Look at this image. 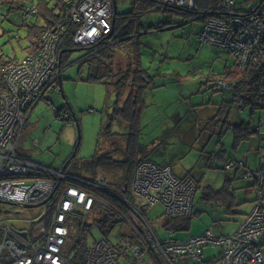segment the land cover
Instances as JSON below:
<instances>
[{
  "label": "rangeland",
  "instance_id": "374dc122",
  "mask_svg": "<svg viewBox=\"0 0 264 264\" xmlns=\"http://www.w3.org/2000/svg\"><path fill=\"white\" fill-rule=\"evenodd\" d=\"M145 1V5H139ZM236 1L246 2L244 8L249 9L259 0ZM36 2L37 0H0V61L19 60L25 56L28 42L25 38L26 28L21 25L23 22L34 20V17L26 18L24 21L23 8H25L24 4H36ZM11 6L15 8L11 10ZM116 8L117 19L120 18V14L129 11L146 10V14L138 20L139 29L132 27L131 35L140 41L141 64L151 75H154L151 78L152 82L157 85L165 82L162 86L145 90V106L140 115L139 141L153 151L150 158L154 162L158 164L168 162L174 175L184 177L190 174L196 181L193 215L189 229L171 233L172 230L169 231L159 224L158 230L153 231V235L185 242L190 237L203 234L206 230H211L215 236L232 234L251 210V200L254 199L255 191L253 189L251 191L252 179H244L243 175L252 168H258L260 156L256 151L249 154L247 158L249 169L244 166L238 169H225L224 161L237 157L248 143L238 147L239 144L235 143L234 128H226L227 125L223 127V132H226L220 135L218 129L221 126L214 127L217 132L207 140L208 142L206 141L205 145L203 144L204 147L202 142L205 141L202 135L206 131L210 132L208 126L205 130L203 127L213 114L219 112L227 118L230 113L226 107L220 109L221 104H219L229 98V90L222 91L218 87L219 92H215L216 88L212 89L211 86L214 84L218 86L217 78L235 68L236 57L228 49L198 39L197 33L203 25V19L194 18L191 21L186 20L185 23H176L179 17H170L172 13L156 9L155 4L149 0H116ZM129 42H125L121 50L124 51ZM118 50L117 54H120L122 51ZM87 51L76 48L66 54L60 73L61 84L57 83L56 88L48 91L49 102H38L27 115L22 139L17 148L19 155L44 167L59 168L75 154L77 160L68 167L69 171L75 172L78 171L74 167L75 164L95 154L97 140H100L102 145H107L99 132L103 121L116 104L117 93L111 85L84 80L87 77V68L81 67L80 60L87 56ZM125 61L126 54L119 62L120 67L125 68ZM114 69L117 71L116 68ZM123 88L120 104L126 100L130 90L128 85ZM243 107L240 112L238 111L242 109L240 105L233 106L231 121H235L234 114L239 112L240 120L235 122L237 125L242 118H245L247 122L261 125L264 131V108L252 112L250 106ZM55 109L60 112L59 116L55 115ZM202 109H204L203 113ZM77 124L80 141L75 151L78 138ZM221 124L223 125L222 122L219 125ZM125 128L117 121L111 125L112 131L125 132ZM262 133L261 143L264 146V132ZM258 139L259 137L255 135L249 143L258 145ZM222 151L226 155L223 156ZM207 155L215 161H208ZM116 173L113 179L119 183L122 181L121 170H117ZM227 186L233 193L236 203L239 204L234 208V213L230 214L227 213L225 206L217 204L216 199H206L211 191H218ZM1 209L0 226L9 224L21 229L31 230L34 221L47 215L46 206L28 208L9 204ZM162 214L163 207L160 203L149 207L147 218L151 225L156 227L161 223ZM90 231L91 234L87 236L89 245L94 240L103 238L95 226L91 227ZM123 232L129 234L125 226L117 224L110 230L108 239L116 244ZM219 253L218 246L207 245L202 250V260L216 264L215 260L218 259ZM131 257L126 251L119 258L118 264H130L133 259ZM160 261V264H169L163 259ZM142 264H150V262L143 261ZM175 264L198 263L187 258L180 259Z\"/></svg>",
  "mask_w": 264,
  "mask_h": 264
},
{
  "label": "built area",
  "instance_id": "2783aa9c",
  "mask_svg": "<svg viewBox=\"0 0 264 264\" xmlns=\"http://www.w3.org/2000/svg\"><path fill=\"white\" fill-rule=\"evenodd\" d=\"M149 1L161 11L172 6L196 10L198 2ZM63 2L67 11L54 27L43 29L37 44H33V52L0 66L5 83V89H0V203L41 204L51 208V214L34 221L31 230L9 224L0 226V264H76L75 256L64 251L70 231L68 218L74 211H91L95 202L105 204L95 190L105 189L106 178L83 179L82 186L66 185L57 193V183L67 178L64 169L44 167L17 152L29 111L40 101L49 102L48 91L59 83L57 48L66 22L77 25L72 40L82 49H88L113 31V0ZM245 3L218 0L215 7L199 13L203 25L197 36L201 42L228 49L236 57L238 68L247 64L264 67V0L249 9L244 8ZM35 13V6L26 7L28 15L25 16ZM261 164L254 174L243 175L245 179L255 176L256 197L252 209L236 230L225 236H215L211 230H206L183 242L154 236L153 225L143 211L160 203L164 218L189 215L196 182L189 175L177 177L170 165L142 160L134 170L131 192L137 205H129L131 218L127 224L129 233L135 235L139 244L130 245L120 239L113 244L103 237L85 249L82 264H118L126 251L136 263H142L148 251H153L169 264L187 258L201 264L202 250L207 245L220 248L216 264H264V158ZM241 165L243 161L233 159L224 163V168ZM71 257H74L73 262Z\"/></svg>",
  "mask_w": 264,
  "mask_h": 264
},
{
  "label": "trees",
  "instance_id": "16d2710c",
  "mask_svg": "<svg viewBox=\"0 0 264 264\" xmlns=\"http://www.w3.org/2000/svg\"><path fill=\"white\" fill-rule=\"evenodd\" d=\"M143 4L145 5L146 1L139 3V5ZM217 4L218 0H198L196 10H186L184 8L172 6L168 7L165 11L172 13L170 17H179L177 18L178 21L176 23L181 24L185 23L186 20L191 21L194 18L201 19L198 17L199 13L213 8ZM24 6L25 8H23L22 13L24 21L26 18L34 17V20L23 22L21 25L26 28L25 38L27 39L28 45L25 47V54H28L33 52V44H37V40L43 32V29L47 26L54 27L57 20L62 17L63 12L67 11V8L64 6L63 0H37L36 4H24ZM28 6H35L37 8V13L25 17L26 7ZM14 8L15 6L10 7L11 10ZM16 8L20 10L22 9L20 7ZM145 14L146 10H143V12L129 11L120 14V18L117 19L116 16L118 14L116 13L112 33L88 47L87 56L80 60L81 67L87 68V77L84 80L111 85L117 93V101L111 113L108 114L107 118L103 121L99 132V134L102 135L101 138L105 139L104 142H107V145H102L101 141L97 140V151L95 154L91 158L80 160L79 163L75 164L74 167L78 170L75 172L68 170V167L74 164L77 160L75 154L70 156L62 166V168L64 167V172L66 173L67 178L65 181L57 183V193H61L66 185L73 184L76 186H82L81 181L83 179H92L96 176L106 178L108 183L104 190H95L97 196L100 197L105 204L95 202L91 211H88L87 213L74 211L68 218L70 231L64 251L65 253L75 256L76 264H82L83 262L84 251L89 246L87 236L91 234V227L95 226L106 239H108L110 230H112L117 224L123 225L127 228V224L131 218L129 205L134 207L137 205L136 199L131 192L134 170L142 160L153 161L150 158L153 151L150 150L147 145L142 144L139 141L140 115L145 106V90L147 88L153 89L156 86H162L165 82L158 85L152 82L151 78L154 75H151L148 72V69L144 68L141 64L140 41L137 40V38H133V35H131L133 33L131 28L139 29L138 20ZM117 20L119 22L118 24ZM76 28L77 25L75 23L66 22L65 33L60 39L57 48L59 60L58 69L60 70L63 67L64 58L67 57L66 54L79 48L72 40ZM157 28H159V26ZM127 41L130 42L129 45L126 46V50H121V47ZM117 50L122 52L117 54ZM125 54V68H122L120 67L119 62ZM7 61L8 59L1 60L0 66ZM114 68H116L117 71H115ZM155 76L160 75L155 74ZM113 79L116 80L112 81ZM217 80L226 82L227 89L225 88L224 90H229L230 93V99H224L219 103L221 104L220 109L226 107L227 111H230L227 115L228 118H230L235 104L240 105V107L250 106L252 112L264 108V67L258 68L247 64L241 69L236 65L232 71L227 74L224 73L222 76H219ZM151 84H154V86H151ZM125 85H128L130 90L126 100L120 104V97L124 92L123 87H125ZM214 86H211V88H216L215 92H219V88ZM0 89H5V83L1 75ZM62 108H64V106ZM56 116H58V109H56ZM220 117L221 118L212 117L211 120L207 122L206 126H208V130L213 132L216 130L214 127L221 126V128L218 129L220 135L225 132H223V127L225 125H227L226 128L233 127L235 143L237 145L241 141L243 142L252 139L255 134L257 135L261 132L257 129L258 127L252 126L250 122L243 121L237 125L228 121V118H224L221 114ZM114 121L123 124L124 128L126 127L125 132L112 131L111 125ZM220 122H222L223 125H219ZM206 126L203 128L204 130L207 129ZM115 138L117 139L115 140ZM78 146L79 143L77 141L75 151ZM160 165H169V163H160ZM261 165L262 164H259L256 170H249L248 172L254 174ZM117 170H121L122 181L119 183H116L113 179L117 174ZM246 179H253L254 188L257 187L255 176ZM262 187H264V180ZM206 199H216L215 201L217 204L226 207L228 214L234 213V208L239 205L236 203L234 195L231 190H229L228 186L218 191H211ZM143 212L145 215L147 214V210H144ZM50 214L51 208H47V215ZM47 215L42 219H46ZM192 215L193 211L187 216L172 218L163 217L161 225L167 230H172L174 232L187 230L190 227ZM153 229L154 231H157V228L154 226ZM119 239L128 242L130 245L139 244L138 239L131 233L125 234L123 232ZM132 258L133 257H131V259ZM143 261H149L150 264L161 263L157 254L153 251H148ZM209 262L211 261L207 262L201 259V264H209ZM130 264H137L134 258Z\"/></svg>",
  "mask_w": 264,
  "mask_h": 264
},
{
  "label": "crops",
  "instance_id": "0c3cea01",
  "mask_svg": "<svg viewBox=\"0 0 264 264\" xmlns=\"http://www.w3.org/2000/svg\"><path fill=\"white\" fill-rule=\"evenodd\" d=\"M235 67H236V66H235ZM214 85H216V84H214ZM223 91H226V90H223ZM228 96H229V99H230V93H228ZM241 108H242V109H239L238 111L242 112V110L244 109V107H241ZM203 110H204V109H202V113H203ZM216 113H217V112H216ZM216 113H215V114H216ZM231 113L233 114V112H231ZM215 114H213L210 118H208V120L206 121V123H205V125H204L203 128H205L207 122L210 121L211 118L214 117ZM259 114H260V113H259ZM231 116H232V115H230V118L227 117V118H228V121H230L231 123L236 124L235 122H236L237 120H240V114H239V112H237L236 114H234V117L236 118L234 122L231 121ZM225 120H226V119H225ZM243 121H246L245 118H242L241 122H243ZM241 122H239V123H241ZM246 122H247V121H246ZM239 123H238V124H239ZM251 124H252V122H251ZM252 126H254V127H258L257 129H259V130L261 131V132L259 131L260 134H257V135L255 134L257 137H259V139H258L259 142L257 143L258 145H255V143H249L251 139H249V140H247V141L240 142L239 145H238V147H240L243 143H246V142L248 143V144L246 145L247 147L242 148L241 154H239L237 157H234V158H232V159H231V158H228L226 161H224V163H226V162L229 161V160H233V159H234V160H241V161H243V165H241V166H234V167H231V168H237V169H238V168L244 166V167H247V168L249 169V166H248V165H249V164H248L249 162H248V159H247V158H248V156H249V154H250L251 152H255V151H256L257 153H259V156H260V157H259V164H261V160H262V158H263V156H264V146H263L262 143H261V141H263V138H262V137H263V133H262V132H264V131H263L261 125H259V124L256 125V124L253 123ZM216 132H217V129L214 130L213 132H207V131H206L205 133H203L202 137H204V141H205V142H202V145H203V144L205 145V144L208 142L207 140H208L209 138H211L212 135L215 134ZM219 132H220V131H219ZM225 132H226V131H225ZM225 132H224V133H225ZM255 135H254V136H255ZM261 138H262V139H261ZM201 141H202V140H201ZM206 141H207V142H206ZM204 145H203V147H204ZM258 146H259V147H258ZM260 147H261V148H260ZM221 153H222L223 156L226 155V153H224V151H222ZM223 153H224V154H223ZM207 154H208V153H207ZM207 156H209V157H208V161H209V160H210L211 162L215 161V159H212V160L210 159V158H211L210 155H207ZM223 156H222V158H223ZM225 158H226V156H225ZM169 165H170V164H169ZM170 166H171V165H170ZM231 168H230V169H231ZM171 169H172V167H171ZM230 169H228V170H230ZM256 169H257V168H252V169H250V170H256ZM189 176H191V175L189 174ZM191 177H192V176H191ZM192 178H193V177H192ZM244 179H245V178H244ZM194 180H195V179H194ZM195 182H196V181H195ZM250 187H251V191H252V189L255 191V196H254V199H255V197H256V188H254V181H253V179H252V183L250 184ZM248 191H249V190H248ZM246 192H247V190H246ZM254 199L251 200V208H250V209H252ZM148 209H149V208H148ZM148 209H147V212H148ZM248 212H249V211H248ZM248 212H247V213H248ZM159 224L161 225L162 222L157 224V226H156L157 230H158V228H159ZM160 229H161V228H160ZM159 231H160V230H159ZM159 231H158V232H159ZM171 233H174V231H171ZM170 235H171V234H170ZM159 237L162 238V236H160V235H159Z\"/></svg>",
  "mask_w": 264,
  "mask_h": 264
},
{
  "label": "water",
  "instance_id": "95a60500",
  "mask_svg": "<svg viewBox=\"0 0 264 264\" xmlns=\"http://www.w3.org/2000/svg\"><path fill=\"white\" fill-rule=\"evenodd\" d=\"M113 8H114V13L116 14L117 13L116 0H113ZM60 84H61V81H60ZM77 130H78V139H77V141L79 143V141H80V132H79V126H78V124H77ZM63 169H64V167H63ZM23 206L24 207H28V208H34V207L41 206V204H25ZM71 261L72 262L74 261V257H71Z\"/></svg>",
  "mask_w": 264,
  "mask_h": 264
},
{
  "label": "flooded vegetation",
  "instance_id": "af4514ba",
  "mask_svg": "<svg viewBox=\"0 0 264 264\" xmlns=\"http://www.w3.org/2000/svg\"><path fill=\"white\" fill-rule=\"evenodd\" d=\"M217 83H218V84H217V85H218L217 88L220 86V89H222V90L225 89V88L227 89V83H226V82H224V81H222V80H221V81L218 80ZM228 89H229V88H228ZM55 115H56V114H55ZM59 115H60V112L58 111V116H59ZM218 116H220V113H219V112H217V113L214 115V117H218ZM4 205H9V204L0 203V211L2 210L1 208H3Z\"/></svg>",
  "mask_w": 264,
  "mask_h": 264
}]
</instances>
